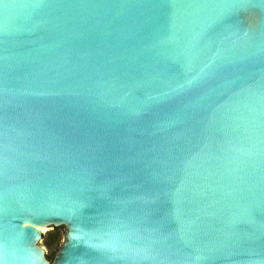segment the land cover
Returning a JSON list of instances; mask_svg holds the SVG:
<instances>
[{"label": "water", "instance_id": "1", "mask_svg": "<svg viewBox=\"0 0 264 264\" xmlns=\"http://www.w3.org/2000/svg\"><path fill=\"white\" fill-rule=\"evenodd\" d=\"M0 264H264V0H0Z\"/></svg>", "mask_w": 264, "mask_h": 264}, {"label": "rangeland", "instance_id": "2", "mask_svg": "<svg viewBox=\"0 0 264 264\" xmlns=\"http://www.w3.org/2000/svg\"><path fill=\"white\" fill-rule=\"evenodd\" d=\"M62 241H63V237L62 236H51L45 242V251L51 257V259H53L54 254L59 249Z\"/></svg>", "mask_w": 264, "mask_h": 264}]
</instances>
